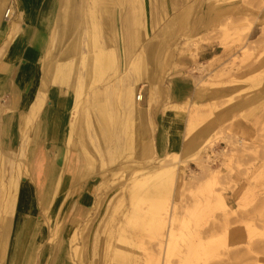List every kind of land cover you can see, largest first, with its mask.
Segmentation results:
<instances>
[{"label":"rangeland","instance_id":"1","mask_svg":"<svg viewBox=\"0 0 264 264\" xmlns=\"http://www.w3.org/2000/svg\"><path fill=\"white\" fill-rule=\"evenodd\" d=\"M13 1L9 2L12 16ZM170 2L163 0L152 16L147 12L143 14L139 7L132 8L128 1V5L120 8L116 20L113 18V63L100 70L92 86L82 91L79 108H74L69 99L71 106L66 115L67 122H71L74 128L69 140L72 145L69 160L72 155L76 160L81 157L78 150L81 137L88 141L79 130L83 126L84 112H88L92 119L99 116L90 105L89 97L93 90L101 95L105 120L102 123L100 118L99 121L96 119L99 128H95L94 121L92 126V133L101 144V150L94 155L97 170L80 182L91 185V202L86 217L89 219L83 217L64 230L61 209L54 218L44 210L42 214L48 215L49 224L43 232L45 234L47 229L48 236H44L42 243L31 245L27 264H146L150 256L157 253L156 239L148 220L149 201L140 199L143 190L131 198L127 189L131 173L138 170H148L150 177L146 186L149 185L156 174L152 169L161 155L153 154L148 125L135 137V140L147 144V150L142 154H138L132 143L122 152L115 144L124 139L116 94L121 92L125 80H136V87L141 85L144 91L148 84H139V81L146 73H151L155 79L154 96H158L161 86L176 75L192 76L195 89L201 88L195 99L198 104H189L187 99L179 108L184 119L180 146L185 138L190 137L188 145H191V152L197 151L193 154L196 159L188 160L185 166L176 169L178 184L173 174L172 181L159 182L160 193L152 195L160 206L172 205L175 217L171 223L172 239H167L170 252L164 255L163 264H264V0ZM124 7L125 12L134 13L131 24L123 15ZM3 21L7 19L1 17V24ZM83 24V18L77 19L76 33L72 35L81 41V51H85L83 42H86L87 34ZM80 26L83 31L77 33ZM106 32L107 28L102 24L99 36L102 42H106ZM9 42L6 40L3 45ZM201 45H220L221 54L199 64L196 53ZM61 47L45 51L43 64H38L36 92L43 94L39 106L30 111L26 104L21 110L11 112L18 127L15 143L10 145L15 154L9 156L7 170L0 181L1 197L6 195L4 187L8 179L16 176L13 165L18 161L17 152L27 142L26 132L41 117L38 112L47 92V83L43 79L47 73L53 72L61 58ZM45 61L50 64L45 65ZM65 61L72 66L68 72V82H71L75 77L74 68L83 71L80 55H68ZM136 61L142 67L138 74L132 71ZM59 91L68 96L66 86ZM108 93L115 95L107 96ZM6 100L0 98L1 127L12 120ZM23 113H26L24 123L20 122ZM185 116L189 123L187 127ZM2 131L0 129V134ZM0 142H4L3 139ZM6 142L9 143L8 139ZM180 146L168 154H179ZM36 157L34 152L30 155V159ZM172 161L171 158L168 160V170L174 169L170 167ZM81 164L83 167L84 161ZM98 171L105 176V183L96 190L97 184L93 180ZM25 174L23 172L22 177L19 174V184L27 179ZM106 185H109L107 189ZM100 191L102 194L93 208L96 193ZM220 199L224 200L223 205ZM17 200L20 204L19 192ZM13 216L14 213H4L3 221H0L2 227L4 222L8 224L9 232L10 229L14 231L17 222ZM72 230L77 232L73 237ZM72 245H78L77 253L72 250ZM42 249L38 261L35 253ZM44 249L49 250L47 256Z\"/></svg>","mask_w":264,"mask_h":264},{"label":"crops","instance_id":"2","mask_svg":"<svg viewBox=\"0 0 264 264\" xmlns=\"http://www.w3.org/2000/svg\"><path fill=\"white\" fill-rule=\"evenodd\" d=\"M128 1L132 8L139 7L143 14L147 12L152 16L155 8H160L163 4V0H14L12 5L13 16L15 15L14 18L19 19L14 38L12 37V29L14 28L12 21H3L0 28V98L7 99L9 114L12 118L7 126L0 128L3 129V135L1 132L0 139H3V143H7L8 139L9 143L7 144L10 145L15 143L14 139L18 128L17 124L14 123L13 116L15 115L11 112L21 110L26 106L28 98H32L30 95L32 93L31 87L37 79L38 64L43 60L44 52L50 48L59 49L61 45L64 46L66 42H69L67 46L61 47L62 55L58 63L55 64L53 72L44 76L43 81L47 83V92L45 101L38 112V117H41L38 122L32 123L29 126V131L26 132L27 142L30 140V144L28 143L27 146L34 151L37 157L30 159L28 174L26 175L28 177L26 180L20 181L18 192L23 205L13 208L15 212L13 220L15 221L18 214L31 220L34 229L32 238L34 245L42 243L44 236L48 233L47 229L45 234L43 232L46 224H49L48 215L54 218L61 209V217L63 218L61 224L65 230L67 225H75L81 218L86 219L89 214L87 211L91 202L89 193L91 185H87L85 181L80 182L82 179L85 180L93 170H97L94 164V155H97L101 150V144L92 133V126L94 121L95 128H99L97 125L99 118L102 123L105 120L101 95L93 90L89 97L90 105L99 114L96 118L98 121L92 119L88 112H84L82 116L83 126L79 130H81V136L85 134L84 137L88 141H83L81 137V143L78 142L81 157L76 160L74 155L69 160L68 152L72 147L69 140L74 128L71 122H67L66 115L69 114L71 106L69 99L73 101L74 108H79V98L82 91L92 86L100 70L108 68L113 63L114 52L111 44L112 27L115 23L113 18L116 20L120 8L126 3L128 5ZM176 1L178 2V0H171L170 3L175 4ZM103 6L104 16H102ZM124 9L123 15L126 21L130 24L133 23L134 13L130 15V13L125 12V7ZM86 17H88L87 21ZM102 17L104 18L102 19ZM80 18L84 19L82 25L85 29L84 33L87 31L86 42H83V44L85 43V51H81L79 47L81 43L79 38L72 36L76 33L75 23ZM102 24L107 28L106 42L99 39ZM83 28L80 26L77 33H82ZM89 34L95 35V44L89 42ZM10 39L12 40L8 44L3 45L6 40ZM219 48L220 45H201L196 53L198 63L203 64V61H209L221 54ZM77 53L80 55L83 71L74 68V80L68 82V72L72 66L65 59L68 55H76ZM91 54L97 55L95 60L90 59ZM44 64L49 65L50 63L45 61ZM91 69L93 72L90 71ZM141 70L142 67L139 63L133 62L132 71L138 74ZM140 78L139 84H148L144 91H142L141 85L136 87V80H125L120 87L121 92L116 94L124 139L115 144L120 149L123 148L121 149L122 152L132 143L138 154H142L147 150V144L135 140V137L143 133L148 125L149 143L152 145L153 154L161 155L158 156L157 159H159L173 148L179 147L182 142L184 119H182L179 109L174 105H182L187 99L189 104H198L195 99H197L201 88L195 89L192 76L176 75L161 86L158 96H154L156 83L151 73L143 74ZM38 81L39 79H37L36 84ZM51 83H55V85ZM64 86L68 90V96L59 93V89ZM138 91H140V99L136 100L135 96ZM42 99L43 94L36 92L30 99V110L34 111ZM140 101L141 105L139 104ZM60 137L62 138L60 139ZM190 139V137L185 138L183 145L179 148V153L191 142ZM67 161L70 164L66 163ZM81 161H84L83 167H81ZM103 180H105V176L98 171L93 180L98 188L95 187V189L99 190ZM108 186L106 185L105 189ZM43 194L47 197L46 203L42 202ZM100 194L102 191L96 193L97 198L93 208L96 207L97 204L95 203L98 202ZM44 210L48 211L47 217L42 214ZM42 251L43 249L40 253L38 251L35 253V258L37 257L38 261H40ZM29 255L27 258L30 257Z\"/></svg>","mask_w":264,"mask_h":264},{"label":"bare ground","instance_id":"3","mask_svg":"<svg viewBox=\"0 0 264 264\" xmlns=\"http://www.w3.org/2000/svg\"><path fill=\"white\" fill-rule=\"evenodd\" d=\"M11 9H12V7H11L8 0H0V28L2 26L1 17L3 19H7V21H12V24L14 26V28L12 29V31H13L12 37H14L16 30H17V23H18L19 19L14 18L15 15L14 16L11 15ZM10 15H11V18H9ZM89 20H90V18H89ZM89 37H90L89 42L91 44H95L96 43L95 35L89 34ZM12 39H10V41ZM70 48H72V47H70ZM0 49H1V47H0ZM96 57H97V55H95V54L90 55V59H92V60H95ZM199 64H201V63H199ZM91 72H93V69H91ZM64 81H65V79H64ZM59 84L61 85V83H59ZM36 86H37V84L35 81V83H33L32 87H31L32 93L30 95L32 96V98H33V95L36 93ZM32 98H28V101L26 103L27 105L30 104L29 101ZM135 99L136 100L140 99V91H138V93L136 94ZM174 107H177V109L182 108L181 105H177ZM29 110H30V108H29ZM25 117H26V113H23V115L20 117V119H21L20 122L24 123ZM188 124H189L188 120L185 116V126L187 127ZM0 128H2V127L0 126ZM61 138L62 137H60V139ZM28 143L30 144V140L25 144V146L22 148V150L20 152H17V153H19L18 154V156H19L18 161L13 165V169H14V172H16V176H13V178L8 179V183L6 184L7 186L4 187L6 195H2V197L0 196V221H3L4 213L13 214V213H15L13 210V207L23 205L22 199H21L20 204H18V202H17L18 201L17 200V193H18V190H19L18 188L20 185L18 183V178L20 176L19 174H21V177H22L23 172L28 174V162L30 161V155L34 152V151H32L31 148H28V146H27ZM66 143H68V141ZM123 145H122V147H123ZM121 149H123V148H121ZM194 153L196 154L197 151L191 152V145H187L184 148L182 155H180V153L179 154L172 153V154H167L166 156H164L161 159H158L156 164L154 165V167L152 169L156 173L154 175V179H153V181H150L149 185H147V186H146V183L148 182V179L150 177V175L148 174V170L135 171L134 173H131V175L129 177V180H128L129 186L127 189L128 194L131 193V195H130L131 198H134V197H136L138 191L143 190L144 193L140 196V199L148 200L149 203H147V204H149V206H150V215H149L148 220L150 222V225H152V228H153L152 233L156 239L157 253L152 254L150 256V260H148L146 262V264H163L164 255H167L170 252V247H169V243H168L167 239L169 241H170V239H172L171 238L172 237L171 223L175 220V217L172 213V205H169V207H168V205H166L165 207H163V205L160 206L159 202L157 201V198L153 197L152 195L159 194L160 190L158 189V183L161 182L162 180L172 181L173 174H175L176 169L180 168L181 166H185L188 160H192L193 158H195L193 156ZM11 154L14 155L15 151L12 149L10 144L0 142V181H2V178L4 177L5 171L7 170V167H8V165H7L8 161L7 160L9 158V156L11 157ZM57 156H58V154H57ZM170 158L173 160L172 163L170 162V164H171L170 167H172L174 169L168 170L167 166L169 165L168 160ZM195 159H193V160H195ZM29 172H31V171H29ZM177 181H179V176H177L175 174V183L176 184H178ZM104 183L105 182L103 180V183H101V184L99 183V184H100V186L101 185L103 186ZM100 186H99V188H100ZM132 190L133 191L136 190V192H132ZM4 199H5V201H3ZM26 199H27V197H26ZM42 202H45V203L47 202V197L45 194H43V196H42ZM222 203L223 202L220 199V204L223 205ZM16 219H17V222H16L15 229L13 232H11V229L9 232V226H8V224H6V222H4L3 227L0 226V264H27L28 260H26V258L31 253L29 249L32 248V246L34 245V243L32 242L33 241L32 238H33L34 234L32 233L33 231H31V229L33 227V223L31 222V220H28L27 218H25L23 215H20V214H18ZM88 219H89V217H88ZM88 219H85V220H88ZM73 230H72V232H73ZM74 234H77V232L74 231L72 233V237L74 236ZM73 244L79 245V243H73ZM78 245H76V246L72 245L71 246L72 250L76 253L79 251V249H77ZM46 251L49 253V250L44 249L45 254L47 253Z\"/></svg>","mask_w":264,"mask_h":264}]
</instances>
